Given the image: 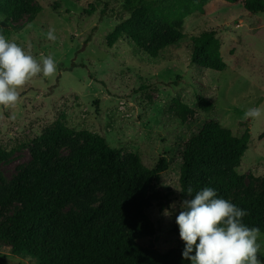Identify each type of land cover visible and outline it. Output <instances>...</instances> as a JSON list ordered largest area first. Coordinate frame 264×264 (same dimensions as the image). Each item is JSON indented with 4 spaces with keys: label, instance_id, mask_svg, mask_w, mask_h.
I'll use <instances>...</instances> for the list:
<instances>
[{
    "label": "rangeland",
    "instance_id": "rangeland-1",
    "mask_svg": "<svg viewBox=\"0 0 264 264\" xmlns=\"http://www.w3.org/2000/svg\"><path fill=\"white\" fill-rule=\"evenodd\" d=\"M35 1L43 10L34 21L0 12V26L12 31L9 41L38 61L52 55L58 70L51 77L38 74L30 79L18 89L15 105L0 107V145L17 148L13 158L0 165L7 180L31 161L34 140L61 125L100 135L125 157L138 152L148 167L165 156L169 167L161 187L173 194L164 211L157 203L150 206L158 232L141 243L162 252L184 248L175 222L184 200L178 191L183 151L208 120L216 119L238 136L250 129L252 139L238 170L251 186L263 189L264 115L243 117L248 108L264 105V12L250 14L243 1L193 0L199 9L181 23L187 36L155 58L127 35L108 44V35L131 16L126 0ZM50 26L55 28L54 41L47 38ZM206 30H216L221 38L227 63L223 71L191 62L192 38ZM200 95L214 103L212 110L201 109ZM176 99L192 108L185 121L173 109ZM69 152L68 147L62 149L63 154ZM258 243V258L264 261V233ZM0 264L35 261L0 248Z\"/></svg>",
    "mask_w": 264,
    "mask_h": 264
},
{
    "label": "trees",
    "instance_id": "trees-1",
    "mask_svg": "<svg viewBox=\"0 0 264 264\" xmlns=\"http://www.w3.org/2000/svg\"><path fill=\"white\" fill-rule=\"evenodd\" d=\"M243 1L249 13L264 12V0ZM130 18L108 35L113 45L127 35L152 57L174 46L187 35L181 23L199 9L193 0H126ZM43 8L35 0H0V12L34 21ZM0 26V34L11 35ZM191 62L223 71L222 41L216 30L192 38ZM210 111L214 103L198 96ZM182 121L192 108L176 99L173 106ZM250 129L235 135L216 119L208 120L183 151L180 196L203 187L215 189L218 198L247 211L242 222L264 233V187L251 186L238 168L249 149ZM31 148V161L20 165L11 180L0 171V248L21 254L35 264H191L181 245L166 252L142 240L158 229L149 215L157 203L164 211L173 191L161 187L169 162L160 156L148 167L138 152L125 157L100 135L77 132L61 125L42 134ZM70 148L63 154V148ZM16 147L0 145V165L13 158ZM195 254L194 252L192 253Z\"/></svg>",
    "mask_w": 264,
    "mask_h": 264
},
{
    "label": "clouds",
    "instance_id": "clouds-1",
    "mask_svg": "<svg viewBox=\"0 0 264 264\" xmlns=\"http://www.w3.org/2000/svg\"><path fill=\"white\" fill-rule=\"evenodd\" d=\"M47 38L53 41L57 38L54 27H49ZM57 70L52 55L42 56L38 61L15 41L0 34V107L15 105L20 95L18 89L30 79L38 74L51 77ZM262 115L264 105L248 108L243 118L254 120ZM186 193L192 198L180 203L181 210L175 218L184 242V259L191 264H264L258 258L260 229L242 222L248 214L246 210L218 198L211 187H203L195 195L189 187Z\"/></svg>",
    "mask_w": 264,
    "mask_h": 264
},
{
    "label": "crops",
    "instance_id": "crops-1",
    "mask_svg": "<svg viewBox=\"0 0 264 264\" xmlns=\"http://www.w3.org/2000/svg\"><path fill=\"white\" fill-rule=\"evenodd\" d=\"M250 14H252V13H250Z\"/></svg>",
    "mask_w": 264,
    "mask_h": 264
}]
</instances>
